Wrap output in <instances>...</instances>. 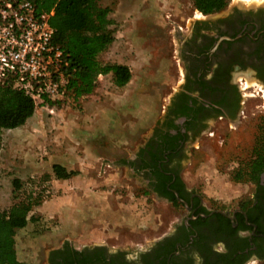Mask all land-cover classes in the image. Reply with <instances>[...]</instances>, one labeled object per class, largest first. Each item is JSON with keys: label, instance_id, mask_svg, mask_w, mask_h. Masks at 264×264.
<instances>
[{"label": "rangeland", "instance_id": "374dc122", "mask_svg": "<svg viewBox=\"0 0 264 264\" xmlns=\"http://www.w3.org/2000/svg\"><path fill=\"white\" fill-rule=\"evenodd\" d=\"M259 1L264 0H227L224 8ZM100 4L109 9L108 28L114 40L98 59L127 65L130 81L119 87L111 73L99 74L90 94L57 104L52 113L35 107L22 127L1 130L0 211L19 201L33 203L32 219L15 234L17 258L31 264H47L49 252L67 241L75 247L101 243L134 254L167 232L174 219L175 212L144 191L118 163L132 156L150 134L169 86L176 87L178 27L189 25L198 10L192 0H100ZM247 98L246 111H256L258 98ZM200 145L191 151L186 176L207 198L236 203L247 194L249 180H236L226 167L235 166L230 157L240 155L232 152L225 162H215L212 142L204 139ZM56 150L75 155L70 171L76 173L77 185L65 184L51 171ZM26 156L36 157L40 165L22 170ZM85 180L91 181L88 188L79 185ZM72 194L80 202L74 210L65 207ZM92 222L106 234L79 241L72 232Z\"/></svg>", "mask_w": 264, "mask_h": 264}, {"label": "flooded vegetation", "instance_id": "af4514ba", "mask_svg": "<svg viewBox=\"0 0 264 264\" xmlns=\"http://www.w3.org/2000/svg\"><path fill=\"white\" fill-rule=\"evenodd\" d=\"M178 38L176 87L150 134L118 163L175 212L171 228L134 254L63 242L47 264H264V1L198 11ZM254 96L250 113L246 101ZM204 139L215 162L240 155L230 157L231 173L258 166L236 203L207 198L186 176Z\"/></svg>", "mask_w": 264, "mask_h": 264}, {"label": "trees", "instance_id": "16d2710c", "mask_svg": "<svg viewBox=\"0 0 264 264\" xmlns=\"http://www.w3.org/2000/svg\"><path fill=\"white\" fill-rule=\"evenodd\" d=\"M37 11L53 13L49 17L53 26L54 41L63 49L66 58V72L70 76L68 89L74 100L90 94L99 74H112V81L122 87L131 79V71L125 64H103L98 55L114 40L109 9L100 0H34ZM196 10L212 13L221 10L227 0H192ZM35 111L33 100L22 91L10 86L0 87V137L1 130L14 129L23 125ZM57 178L66 179L76 174L67 171L58 163L52 165ZM258 166L240 167L236 180H255ZM16 186L17 180H15ZM33 203L19 201L7 210L0 211V264H31L17 258L15 234L32 219L29 215Z\"/></svg>", "mask_w": 264, "mask_h": 264}, {"label": "built area", "instance_id": "2783aa9c", "mask_svg": "<svg viewBox=\"0 0 264 264\" xmlns=\"http://www.w3.org/2000/svg\"><path fill=\"white\" fill-rule=\"evenodd\" d=\"M52 13H39L34 0H0V87L22 91L49 113L74 101L65 54L54 41Z\"/></svg>", "mask_w": 264, "mask_h": 264}, {"label": "crops", "instance_id": "0c3cea01", "mask_svg": "<svg viewBox=\"0 0 264 264\" xmlns=\"http://www.w3.org/2000/svg\"><path fill=\"white\" fill-rule=\"evenodd\" d=\"M27 121V120H26ZM22 127V125H21ZM54 157L52 163L50 164L51 166V171L52 170V165L54 163H58L61 164L63 166H65L69 171L70 169H73V163H75V155H73V153L71 152V150H65V151H60V150H56L55 154H53ZM23 160H21L22 164V170H28L31 169L29 168V166L32 164L33 165V169H35L36 165H40V162L36 163L37 158L36 157H32V156H26L24 158H22ZM76 176H71L68 177L67 179H65V184H72L73 186H75V184H78V180H76L75 178ZM80 186L82 185V187L84 188V186H87V188L89 187L88 185L91 184L90 180H85L82 182H79ZM74 193V191L72 192ZM76 196V195H75ZM75 196L72 194L71 195V199L66 201L65 207L66 208H71L72 210L78 208L79 206V200L75 199ZM81 201H84V199H82ZM73 219V218H72ZM83 221V219H82ZM84 222V221H83ZM96 222H100L97 221ZM74 223H76L75 219H74ZM94 223H88L86 227L83 228V230H74L72 233L76 234L78 236V240L79 241H90L91 239L97 237L100 238V236L106 234L105 229H101L100 227H98V224L96 227H93ZM100 226V225H99ZM100 241V240H99Z\"/></svg>", "mask_w": 264, "mask_h": 264}, {"label": "bare ground", "instance_id": "6f19581e", "mask_svg": "<svg viewBox=\"0 0 264 264\" xmlns=\"http://www.w3.org/2000/svg\"><path fill=\"white\" fill-rule=\"evenodd\" d=\"M246 1H250V0H246ZM247 85H249V83H247Z\"/></svg>", "mask_w": 264, "mask_h": 264}]
</instances>
